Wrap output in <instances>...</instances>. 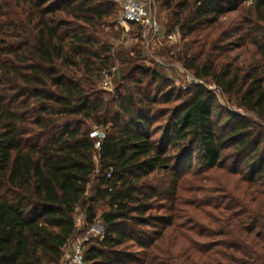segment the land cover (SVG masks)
Instances as JSON below:
<instances>
[{"label": "trees", "instance_id": "obj_1", "mask_svg": "<svg viewBox=\"0 0 264 264\" xmlns=\"http://www.w3.org/2000/svg\"><path fill=\"white\" fill-rule=\"evenodd\" d=\"M153 1L168 13V33L198 50L187 44L176 60L264 124V0ZM240 10L258 60L219 67L202 33ZM116 15L110 0H0V264H59L76 234L75 211L89 227L100 203L103 239L87 244L85 264H264V129L233 113L223 118L213 94L195 86L175 97L180 104L153 140L151 125L168 113L153 108L170 104L173 91L144 94L132 65L140 52L131 50V61L103 42L101 29ZM115 56L134 93L121 85L105 101L97 85ZM95 128L105 134L99 151L89 138ZM211 171L238 176L237 185L184 203L181 179L210 182L203 175ZM182 204L192 210L193 235L212 242L189 243L173 225ZM179 240L190 246L174 256L169 246Z\"/></svg>", "mask_w": 264, "mask_h": 264}, {"label": "rangeland", "instance_id": "obj_2", "mask_svg": "<svg viewBox=\"0 0 264 264\" xmlns=\"http://www.w3.org/2000/svg\"><path fill=\"white\" fill-rule=\"evenodd\" d=\"M116 12L117 15L114 21L111 22V26L103 27L101 29L104 32L103 42H106V44H110V46H112V52H124L125 58L130 59L131 61L133 60V56L132 54H129V52L134 49L140 52L142 58L139 61L133 60L132 65L133 67L136 66L142 70L141 78H143V83L141 85V88L144 94L151 92V95L153 96L156 90L162 88H166V92L173 91V95L171 98L172 101L170 104H159L157 106H154L153 108V112L157 115L161 114V112L163 111L165 112L168 110L165 118L157 119L156 122L151 125V132L156 133L153 136V140H159L161 138V126H164L165 120L170 115V110L180 104V101H176L175 97L181 95L183 96L182 98H186L187 96H189L190 90H192V88L195 86H200L206 91L213 94L217 101V114H219L223 118L227 113H233L245 118L251 124H254V126H259L264 129V124H262L255 116L244 112L243 110H240L232 99L229 100L228 98L224 97L213 84L207 83L204 80L196 79L193 76L192 72L186 70L183 67V64L176 60L177 56H182L185 54L187 50V48H185V45L187 44L190 47L193 46L192 50L194 52H197L198 50H196V46L191 45V43L189 44V39L183 40L177 31L171 34L168 33V13L160 8L158 4L152 7V12L156 14V18L159 22L161 34L163 37L158 41L151 42L148 46H146L142 39L143 34L141 31L139 33L135 31V29L133 30L132 28H130V26H128L127 29L120 27L118 23L120 17L119 5H116ZM246 16V11L244 10L227 14L219 20V22L213 29L208 28L202 33L203 37H208L206 39L207 46L205 50L208 51L210 47V55L212 56L213 62L219 67L226 64L230 65L233 69L243 66L246 67L251 62H255L258 60L256 49L251 44L254 35L249 34V21L247 20ZM198 39L201 40L202 36H200ZM119 60H117V57L115 56L114 67L111 69L112 77L110 80V89L108 91H103L101 89V82L103 81V79L100 80L97 85L99 90L104 92L101 97L105 101L112 100L114 98L115 90L121 85L125 89L130 90L131 93H134V88L132 87V83L130 81H121L122 77L125 76L126 73L121 70V63ZM153 73L159 76L155 80L153 79V77H151ZM195 81L197 83H195ZM112 107L114 108V105ZM225 169H232L231 163H227ZM241 171H243V168L238 169L237 172ZM226 173L227 172L222 171H211L203 175L211 179L210 182H201L195 179H189L188 175L184 176L179 184L180 193L181 196H183V202L188 203V201H204L207 198H216L217 195L221 196V193H214V190H220V188H233L235 185H237L236 183L238 176H232ZM159 178L161 177L157 176L156 181ZM153 179L154 178H152L151 180ZM220 183L222 185H220ZM94 186L95 184L92 179L91 183L87 187V198L93 196ZM200 189H207L210 192H198V190ZM189 191L190 193H188ZM161 204H163L161 206L166 208L164 197ZM105 211H107V206L105 205V203L96 205V218H98ZM191 212L192 210L187 205L182 204V206H179L178 212H176V219H173V225L178 227L182 226L180 227V229L182 230L181 232H183L188 237L187 240L189 241V243L192 242L198 246L209 244L210 242H212V240H204L193 235L196 234L198 230H194V228L192 227L193 224L189 223L192 220ZM156 214L158 216H167V213H165V211H159L156 212ZM74 218L76 225V234L73 239L75 240L87 230V227L85 225V214L82 208H78L75 211ZM152 230L155 229L150 228L149 231ZM94 241L96 240H90V242ZM182 242L183 241L180 240L177 241L173 248L169 246V249L174 256H177L178 251L182 252L190 246L187 241H185L184 243ZM67 250L68 248L63 251V256L59 264H68L64 259V255L67 253ZM164 258L166 259V257Z\"/></svg>", "mask_w": 264, "mask_h": 264}, {"label": "built area", "instance_id": "obj_3", "mask_svg": "<svg viewBox=\"0 0 264 264\" xmlns=\"http://www.w3.org/2000/svg\"><path fill=\"white\" fill-rule=\"evenodd\" d=\"M115 5L120 6V27L127 29L132 25L140 29L142 32V39L146 46L151 42L160 40L163 36L161 34V28L156 18V14L152 12V7L156 4L153 0H112ZM111 75L104 74L103 81L101 82V89L108 91L111 87ZM195 83H197L195 81ZM89 138L94 141L95 150L99 151L102 142L105 139L103 130L95 128L90 134ZM97 162L96 157L94 158ZM106 178H111V172L106 174ZM104 230L99 222L98 218L94 223L87 227L85 233L75 240L72 238L65 246L63 251L68 248L67 253L64 255V259L68 264H85L84 253L87 244L91 239L101 241L103 239Z\"/></svg>", "mask_w": 264, "mask_h": 264}]
</instances>
